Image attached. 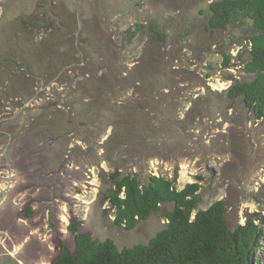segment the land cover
<instances>
[{"label":"rangeland","instance_id":"rangeland-1","mask_svg":"<svg viewBox=\"0 0 264 264\" xmlns=\"http://www.w3.org/2000/svg\"><path fill=\"white\" fill-rule=\"evenodd\" d=\"M216 0H0V264H51L69 229L147 243L166 202L116 225L114 174L198 183L230 228L252 220L264 264V116L250 81V20L221 27Z\"/></svg>","mask_w":264,"mask_h":264},{"label":"trees","instance_id":"trees-1","mask_svg":"<svg viewBox=\"0 0 264 264\" xmlns=\"http://www.w3.org/2000/svg\"><path fill=\"white\" fill-rule=\"evenodd\" d=\"M210 10L221 27L247 19L255 28L250 38L251 58L245 64V70L255 77L234 84L230 90L242 96L257 117L264 116V0H216L210 3ZM113 179L116 189L109 194V201L116 225L133 228L170 202L173 208L166 214V226L147 243L120 248L111 238L80 231L72 217L69 229L74 234V247L60 242L58 256L51 264H254L250 256L255 223L249 220L230 228L222 200L199 208L198 183L179 189L162 175H151L147 183H141L135 174L117 173Z\"/></svg>","mask_w":264,"mask_h":264}]
</instances>
